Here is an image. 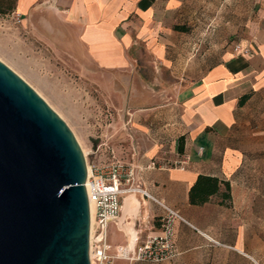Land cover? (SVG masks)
<instances>
[{"label": "crops", "instance_id": "crops-1", "mask_svg": "<svg viewBox=\"0 0 264 264\" xmlns=\"http://www.w3.org/2000/svg\"><path fill=\"white\" fill-rule=\"evenodd\" d=\"M13 12L123 103L134 185L188 223L175 222L163 264H264V0H16ZM198 176L228 183L229 197L220 184L190 203ZM125 197L106 237L131 246L164 211Z\"/></svg>", "mask_w": 264, "mask_h": 264}, {"label": "water", "instance_id": "water-1", "mask_svg": "<svg viewBox=\"0 0 264 264\" xmlns=\"http://www.w3.org/2000/svg\"><path fill=\"white\" fill-rule=\"evenodd\" d=\"M86 175L66 124L0 61V264H89Z\"/></svg>", "mask_w": 264, "mask_h": 264}, {"label": "rangeland", "instance_id": "rangeland-1", "mask_svg": "<svg viewBox=\"0 0 264 264\" xmlns=\"http://www.w3.org/2000/svg\"><path fill=\"white\" fill-rule=\"evenodd\" d=\"M215 22L212 19L209 25ZM0 61L66 124L89 167L99 168L112 160L136 164L139 151L130 138L128 115L123 103L112 96L111 87L41 42L32 30L17 23L13 11L0 15ZM107 237L114 246L123 245L115 229L109 228Z\"/></svg>", "mask_w": 264, "mask_h": 264}, {"label": "built area", "instance_id": "built-area-1", "mask_svg": "<svg viewBox=\"0 0 264 264\" xmlns=\"http://www.w3.org/2000/svg\"><path fill=\"white\" fill-rule=\"evenodd\" d=\"M13 15L20 23V15L14 12ZM186 160L183 157L175 164L183 168ZM155 166L154 161L149 164V167ZM89 170L84 183L88 203L93 209L91 219L89 217V264H163L172 260L177 255L174 224L180 221L188 225L181 215L134 185L135 168L132 165L112 160L99 168L89 167ZM129 194L148 198L164 211L160 230L154 235L137 237L131 246H112L106 240V230L119 217L122 198ZM100 234L102 239L97 242Z\"/></svg>", "mask_w": 264, "mask_h": 264}, {"label": "trees", "instance_id": "trees-1", "mask_svg": "<svg viewBox=\"0 0 264 264\" xmlns=\"http://www.w3.org/2000/svg\"><path fill=\"white\" fill-rule=\"evenodd\" d=\"M16 0H0V15L7 14L14 10ZM220 184L225 186V197H229L228 183L220 182L213 177L198 176L196 182L189 190V201L192 204H202L209 200V198L216 194Z\"/></svg>", "mask_w": 264, "mask_h": 264}, {"label": "bare ground", "instance_id": "bare-ground-1", "mask_svg": "<svg viewBox=\"0 0 264 264\" xmlns=\"http://www.w3.org/2000/svg\"><path fill=\"white\" fill-rule=\"evenodd\" d=\"M78 142V141H77ZM79 144V143H78ZM79 146H80V144H79ZM80 148H81V146H80ZM81 150H82V148H81ZM82 153H83V155H84V157H85V153H84V151L82 150ZM86 171H87V175L89 174V166H88V164L86 163ZM88 208H89V217H90V219H91V215H92V212H93V209H92V205L90 204V203H88Z\"/></svg>", "mask_w": 264, "mask_h": 264}]
</instances>
